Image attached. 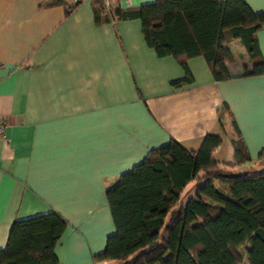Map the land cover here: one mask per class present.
Here are the masks:
<instances>
[{"label": "crops", "instance_id": "crops-1", "mask_svg": "<svg viewBox=\"0 0 264 264\" xmlns=\"http://www.w3.org/2000/svg\"><path fill=\"white\" fill-rule=\"evenodd\" d=\"M48 1L0 0V248L14 220L54 211L66 221L59 264H115L94 260L115 231L106 189L171 138L197 150L218 134L215 159L254 170L264 158V75L239 76L250 60L238 41L226 44L232 77L215 79L201 55L184 65L157 55L136 17L108 6L96 18L93 0ZM244 1L264 11V0ZM255 36L264 63V23Z\"/></svg>", "mask_w": 264, "mask_h": 264}, {"label": "trees", "instance_id": "trees-1", "mask_svg": "<svg viewBox=\"0 0 264 264\" xmlns=\"http://www.w3.org/2000/svg\"><path fill=\"white\" fill-rule=\"evenodd\" d=\"M92 5L99 18L104 4L93 0ZM109 7L111 15L138 18L146 43L159 56L173 55L184 65L186 58L201 55L215 79H226L232 77L227 65L234 60L226 44L238 41L250 60L239 76L264 75L255 36L264 11H253L244 0H153L125 10ZM220 143L218 134H206L197 150H187L171 138L121 173L106 189L115 231L94 260L264 264V168L226 170L231 164L214 157ZM243 158L236 149V163ZM190 182L195 188L180 202ZM65 226L54 211L14 220L0 248V264H59L54 245Z\"/></svg>", "mask_w": 264, "mask_h": 264}, {"label": "rangeland", "instance_id": "rangeland-1", "mask_svg": "<svg viewBox=\"0 0 264 264\" xmlns=\"http://www.w3.org/2000/svg\"><path fill=\"white\" fill-rule=\"evenodd\" d=\"M232 47H233L234 51L237 54H239L241 52H244V51H242V48L239 47V45L232 44ZM242 54H244V53H242ZM240 62H241V59H240ZM258 167L264 168V158L261 160V162H259L257 164V166H255L254 170L259 169ZM243 168H245V167H241L239 169H243ZM254 170L252 169V171H254ZM194 188H195V183L194 182H190L187 185V187L185 188L184 192L182 193V196L180 198V202H184L186 200V198L193 192ZM248 246H249L248 244H245V245H243V248H247ZM243 258H244L243 261L247 262L248 257H247V255L245 253H244V257Z\"/></svg>", "mask_w": 264, "mask_h": 264}, {"label": "built area", "instance_id": "built-area-1", "mask_svg": "<svg viewBox=\"0 0 264 264\" xmlns=\"http://www.w3.org/2000/svg\"><path fill=\"white\" fill-rule=\"evenodd\" d=\"M63 1L67 2L66 3V7L68 9H70L73 4H77V3L81 2L82 0H63ZM101 1H102V3L104 4L105 7H108L110 5L114 6L113 5L114 4L113 0H101ZM3 135H4V123L2 121H0V138Z\"/></svg>", "mask_w": 264, "mask_h": 264}]
</instances>
